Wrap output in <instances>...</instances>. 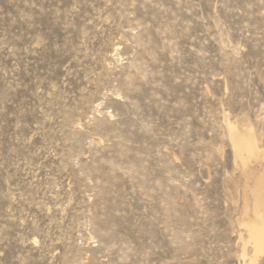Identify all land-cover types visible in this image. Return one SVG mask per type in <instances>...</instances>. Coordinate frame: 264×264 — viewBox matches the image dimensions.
Instances as JSON below:
<instances>
[{
	"label": "rangeland",
	"instance_id": "374dc122",
	"mask_svg": "<svg viewBox=\"0 0 264 264\" xmlns=\"http://www.w3.org/2000/svg\"><path fill=\"white\" fill-rule=\"evenodd\" d=\"M263 222L264 0H0V264H264Z\"/></svg>",
	"mask_w": 264,
	"mask_h": 264
},
{
	"label": "bare ground",
	"instance_id": "6f19581e",
	"mask_svg": "<svg viewBox=\"0 0 264 264\" xmlns=\"http://www.w3.org/2000/svg\"><path fill=\"white\" fill-rule=\"evenodd\" d=\"M234 139V148L237 152L241 149H246L248 152L253 150V147L250 143H245L242 139H240L239 135H233ZM250 237L253 240L255 251H261L264 247V222L259 229H252L250 231Z\"/></svg>",
	"mask_w": 264,
	"mask_h": 264
}]
</instances>
